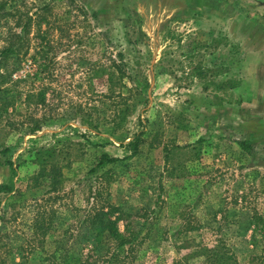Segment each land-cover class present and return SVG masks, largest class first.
Masks as SVG:
<instances>
[{"label": "rangeland", "instance_id": "obj_1", "mask_svg": "<svg viewBox=\"0 0 264 264\" xmlns=\"http://www.w3.org/2000/svg\"><path fill=\"white\" fill-rule=\"evenodd\" d=\"M1 2L0 264H50L99 209L122 231L117 206L142 230L115 264H210L215 247L264 264V0ZM142 130L140 154L86 176L90 144L123 157ZM38 153L59 182L33 186Z\"/></svg>", "mask_w": 264, "mask_h": 264}, {"label": "trees", "instance_id": "obj_2", "mask_svg": "<svg viewBox=\"0 0 264 264\" xmlns=\"http://www.w3.org/2000/svg\"><path fill=\"white\" fill-rule=\"evenodd\" d=\"M6 3H0V10L4 9ZM11 13H6V15ZM14 16V14H11ZM17 36V35H16ZM9 43L4 45L2 49H0V56L5 59L10 56V53L14 52V43L12 39H8ZM144 130L140 132H136L130 140L126 143H122L121 146L128 151L129 153L123 157H117L110 155L107 152L100 151L98 148L100 145L97 143L90 144L92 147V159L89 168L86 171V176L95 175L98 172H106L111 173L115 167L121 165L128 159L135 157L136 155L141 153V145L144 143ZM199 141V140H198ZM237 143L240 145L242 149L246 152L250 153L251 144L248 139L238 140ZM168 151L167 149H165ZM9 151V146H4L0 149V154H6ZM168 158V152L165 155V159ZM53 159V154L43 155L38 153L37 162L38 167L37 170L33 172L31 176V181L33 182V186L39 187L41 177H46L48 179H54L55 183L59 182V178L62 177L63 172L56 165V162L51 161ZM56 161V160H54ZM3 165H12V162L7 159H2L0 156V168ZM48 170V171H47ZM11 190V186L6 182L0 184V192H8ZM113 206V205H111ZM114 207V206H113ZM2 206L0 203V212H2ZM119 211V218L123 220V230L119 231L116 222L111 220L109 213L104 211L103 209H99L93 214H88L84 219L79 220V223L76 224L77 235L73 237L72 233L69 232L67 238L70 239V244H64L65 236L57 237L53 240L54 243L61 242L58 246H56L52 256H45L43 260H47L51 262L50 264H115L118 261L119 256L123 253L124 250L122 248L126 245H131L135 243L136 237L141 232L142 227L140 229L135 230L136 226L140 224V221L137 217L136 213L123 211L120 207H115ZM41 217L36 219L33 222V226L36 230H39L41 239L45 238L46 234L50 233V222L46 221V217L44 216V212H39ZM137 217V219H135ZM135 219V220H134ZM78 222V221H77ZM135 226V227H134ZM80 227L83 228L80 231ZM48 232V233H47ZM85 236V238H83ZM78 237H82L80 239ZM72 238V240H71ZM73 242V243H72ZM77 244L75 245V243ZM83 242L89 243L90 247L88 248V252L84 255L83 251L79 250V245ZM114 245V250L110 253V255L105 256V253L110 252L111 246ZM60 251L59 256L60 260L56 258L55 253ZM209 253H212L210 256L211 263L210 264H227L230 256L226 254V252H221L217 250V248H213L209 250ZM126 257V256H125ZM124 257V258H125ZM118 264V263H117ZM178 264H184L178 262ZM187 264V263H185Z\"/></svg>", "mask_w": 264, "mask_h": 264}, {"label": "crops", "instance_id": "obj_3", "mask_svg": "<svg viewBox=\"0 0 264 264\" xmlns=\"http://www.w3.org/2000/svg\"><path fill=\"white\" fill-rule=\"evenodd\" d=\"M263 44H264V42H263ZM263 44L261 46H263Z\"/></svg>", "mask_w": 264, "mask_h": 264}]
</instances>
